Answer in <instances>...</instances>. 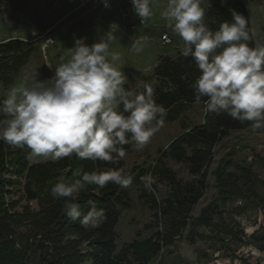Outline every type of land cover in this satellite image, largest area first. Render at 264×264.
I'll use <instances>...</instances> for the list:
<instances>
[{
  "label": "trees",
  "instance_id": "trees-1",
  "mask_svg": "<svg viewBox=\"0 0 264 264\" xmlns=\"http://www.w3.org/2000/svg\"><path fill=\"white\" fill-rule=\"evenodd\" d=\"M19 11H26L32 0H0ZM205 23L218 30L221 22H232V11L243 14L252 23L249 11L241 1L222 6L214 1L204 5ZM255 47V37L249 42ZM183 40L174 55L159 56L152 74L143 83L152 82L157 104L167 109L164 123L174 122L194 103L205 109L207 98L195 99L193 84L200 75L195 61L180 54ZM32 48L19 38L0 40V88L8 87L28 62ZM140 87L139 92L142 91ZM0 94V99L4 98ZM251 127L227 114H210L205 110L203 122L187 124L169 144L158 151L153 164L144 168L137 164L128 168L123 159L114 163L82 160L75 156L53 162H30L27 148H13L0 141V264H148L181 237L208 242L221 256L237 258L234 244L253 243L264 251V225L246 234L235 218L246 212L264 208V180L247 161L231 162L236 153L232 147L212 171L215 193L198 215L191 212L208 188V166L213 162L215 146L232 132ZM264 131V129H260ZM126 153L132 144L124 145ZM257 166L264 168V156L252 148ZM167 160L188 165L192 179L182 181L168 166ZM232 166V168H229ZM76 168L86 172L125 169L133 176L131 187L123 189L109 184L97 190L89 186L79 197L81 208L88 210L87 201H95L103 208L106 219L97 228H85L79 220L72 221L64 214L65 198L55 199L50 194L53 183L73 179ZM151 174L157 183L151 191L145 189L141 177ZM166 183L169 191L162 199L155 192ZM138 187L139 197L152 211L151 221L138 230L135 237L116 246L115 226L119 208L130 206L128 189ZM31 202L37 207L32 208ZM203 227L204 230H199ZM152 232L144 237L143 231ZM195 264H208L211 255L198 250ZM205 259L201 262L200 259ZM243 264H250L239 258ZM259 264V263H256Z\"/></svg>",
  "mask_w": 264,
  "mask_h": 264
},
{
  "label": "clouds",
  "instance_id": "clouds-1",
  "mask_svg": "<svg viewBox=\"0 0 264 264\" xmlns=\"http://www.w3.org/2000/svg\"><path fill=\"white\" fill-rule=\"evenodd\" d=\"M131 3L142 23L152 16L153 0ZM205 4L210 6V0H167L161 13L183 40L180 54L190 56L200 71L193 84L195 99L207 98V113H224L250 122L253 130L264 129V45L249 46L254 33L235 10L232 22L225 20L213 31L205 23ZM111 39L109 32L91 45L76 39L70 57H61L55 68L51 86L38 79L37 71L8 88L0 99V141L53 162L75 156L114 163L126 156L124 145L134 143L142 150L163 126L167 109L157 104L152 84L142 82L140 92L126 90L121 56L110 50ZM72 176L53 183L50 194L65 198L64 214L85 228H97L106 219L95 201H87L86 212L81 208L79 197L89 186L100 190L111 183L126 189L133 184L123 168H76ZM141 181L149 191L157 183L151 174Z\"/></svg>",
  "mask_w": 264,
  "mask_h": 264
},
{
  "label": "rangeland",
  "instance_id": "rangeland-1",
  "mask_svg": "<svg viewBox=\"0 0 264 264\" xmlns=\"http://www.w3.org/2000/svg\"><path fill=\"white\" fill-rule=\"evenodd\" d=\"M237 0H217L220 4ZM243 1V0H241ZM250 14L256 46L264 45V0H244ZM167 0H153L152 16L143 23L135 13L131 0H108V6L93 8L83 0H32L26 11H19L7 2L0 5V40L19 38L31 48L28 62L22 67L14 82L8 87H1L0 94L6 93L10 87L22 83L25 77H32L37 71L38 79L46 86H51L54 80L55 68L59 66L61 57H70V49L76 39L83 38L86 44L97 42L105 33L112 36L110 50L121 56L118 62L120 70L126 77V90L139 92L143 80L152 74L153 68L161 55L173 54L180 47L182 39L174 31L173 26L161 15ZM206 5V4H205ZM168 33L171 42L164 43L160 39L162 33ZM44 34H51L53 43H46ZM146 36V39H145ZM134 45L140 46L136 51ZM152 84V82H150ZM154 86V85H153ZM205 109L202 104L194 103L183 113L182 124H198L203 122ZM179 119L164 123L154 134L150 142L137 151L132 143V150L123 158L124 164L130 168L137 164L144 168L151 166L158 155V151L165 148L172 138L181 132ZM235 147L236 153L231 162L247 161L256 168L261 179L264 180V168L258 167L252 154V148L264 156V131L253 130L252 127L232 132L215 146L213 162L208 166V188L194 206L191 214L198 215L200 209L206 205L215 193V177L212 171L217 162L229 150ZM30 155V162L44 161ZM168 166L176 173L178 179L188 181L193 175L188 165L183 162L167 160ZM229 168H232L230 166ZM139 188L128 189L130 206L119 208L120 215L115 226L116 246L132 240L138 230H143L145 224L152 219V211L139 197ZM169 191L166 183L161 184L155 194L162 199ZM36 208L35 202H31ZM244 228L246 234L264 225V208L246 212L235 217ZM199 230H204L199 227ZM152 231H143L144 237ZM183 231L172 245L167 247L158 257L148 264H195L199 258L198 250H204L211 255L208 264H241L238 259L221 256L208 242L195 240L190 243ZM238 258L246 259L250 264H264V251H259L253 243L233 245ZM205 262V259H200ZM85 264H91L86 262Z\"/></svg>",
  "mask_w": 264,
  "mask_h": 264
},
{
  "label": "built area",
  "instance_id": "built-area-1",
  "mask_svg": "<svg viewBox=\"0 0 264 264\" xmlns=\"http://www.w3.org/2000/svg\"><path fill=\"white\" fill-rule=\"evenodd\" d=\"M83 1H84V3L90 4V6L93 8L105 5L104 0H83ZM107 3H108V0H107ZM43 37H44L46 43H53V39L51 37V34H44ZM145 38H146V36H145ZM160 39L164 43L171 42V37L166 32L161 34Z\"/></svg>",
  "mask_w": 264,
  "mask_h": 264
},
{
  "label": "crops",
  "instance_id": "crops-1",
  "mask_svg": "<svg viewBox=\"0 0 264 264\" xmlns=\"http://www.w3.org/2000/svg\"><path fill=\"white\" fill-rule=\"evenodd\" d=\"M211 1H214V2H216V3H218V4H220L219 2H217V0H210V2ZM238 1V0H237ZM244 4H245V6L247 7V4H246V2L243 0L242 1ZM233 2H231V1H228V2H225V3H223V4H220V5H222V6H229L230 4H232ZM177 50V49H176ZM175 54V51H174V53L173 54H168V55H174ZM253 231V230H252ZM251 231V232H252ZM251 232H249V233H251ZM234 259H238L240 262H241V260L237 257V258H234ZM258 263V262H257ZM241 264H243L242 262H241ZM259 264H262V263H259Z\"/></svg>",
  "mask_w": 264,
  "mask_h": 264
},
{
  "label": "water",
  "instance_id": "water-1",
  "mask_svg": "<svg viewBox=\"0 0 264 264\" xmlns=\"http://www.w3.org/2000/svg\"><path fill=\"white\" fill-rule=\"evenodd\" d=\"M179 122H180V128H181V130H182V131L185 130V129L187 128V126L185 127V126L182 124V120H181V119H179Z\"/></svg>",
  "mask_w": 264,
  "mask_h": 264
}]
</instances>
